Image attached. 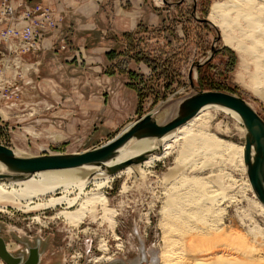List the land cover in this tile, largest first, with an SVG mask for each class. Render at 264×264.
<instances>
[{"label": "rangeland", "instance_id": "rangeland-1", "mask_svg": "<svg viewBox=\"0 0 264 264\" xmlns=\"http://www.w3.org/2000/svg\"><path fill=\"white\" fill-rule=\"evenodd\" d=\"M75 1L81 7L84 0ZM228 1L109 0L111 14L102 24L97 19L93 33H80V45H71V35L62 30L66 47L50 44L43 55L18 61L0 50V144L23 157L81 153L213 86L244 98L264 118V75L255 74L260 98L249 78L254 65L248 62L239 83V55L225 46L217 27L201 21L210 18L215 3ZM253 1L264 28V0ZM61 13L62 25L67 16ZM229 18L237 22L234 44L251 46L249 27L233 13ZM116 19L120 24L111 21ZM213 47L211 62L195 68L192 88L191 69ZM204 113L191 128L224 141L223 152L200 151L169 175L183 141L167 140L173 149L142 177L111 178L102 193L114 210L112 221H104L98 209L72 228L59 217L62 208L0 204V237L11 254L27 256L29 247L38 246L40 264H213L221 257L215 253L225 251L233 264H264V207L244 167V126L221 110ZM88 191L98 192L94 184Z\"/></svg>", "mask_w": 264, "mask_h": 264}, {"label": "bare ground", "instance_id": "bare-ground-1", "mask_svg": "<svg viewBox=\"0 0 264 264\" xmlns=\"http://www.w3.org/2000/svg\"><path fill=\"white\" fill-rule=\"evenodd\" d=\"M256 6L257 3L253 0H238V2L229 0L225 5L215 3L212 6L209 20L221 31L225 46L239 55V69L236 74L239 83L243 84L245 81L244 75L248 73L249 69L248 62L254 65L255 72L250 74L249 78L253 86V91L262 98L263 95L261 91L263 90H260V83L257 81L258 78L255 74L259 72L264 75V28L261 26L263 21L256 17L257 13L255 11L258 7ZM226 9H229V11ZM254 12L256 13L255 15ZM232 13L235 15V21H242L249 27L250 31L249 34L246 35V39L251 42V46L234 44L235 39L232 37V32L234 28L237 27V22L234 23L230 20L229 15ZM261 14H264V7ZM257 34H259L260 37L257 38ZM211 109L221 110L231 115L239 124L243 125L239 116L230 110L219 107H205L185 125L172 131L162 139L150 138L140 141L131 140L119 151L118 157L107 163L104 168L84 167L75 170L40 172L15 182L0 181V204H7L17 209L24 208L34 211L43 209L55 211L57 208H62L59 217L72 228H79L84 223L87 216L89 214H94L98 209L101 210V218L104 221H112L114 210L108 207L106 198L102 193L108 186L111 178L113 179V177L121 175L132 178L142 177L144 170L152 168L155 163L163 162L169 154V151L173 149V147L168 144L169 142L167 143V140L180 139L183 141V149L177 159L176 166L170 171L169 175L182 171L183 165L185 164L184 162L188 160V157L196 156L200 151H204L208 154L223 152L226 147L224 141L220 140L215 135H207L206 133H201L198 129L193 130L191 128L194 126V122L204 117V112ZM175 112V104L162 108L158 111L157 122L159 124L167 122L174 116ZM240 149L243 156L244 148ZM148 152H151L152 155L145 162L132 165L113 176L107 174V168ZM18 154L21 153L19 151L18 153L15 152L17 157H23ZM1 172H3V167L0 165V173ZM90 184H94L95 190L98 191L97 193L91 194L88 191ZM57 193H59V196H56ZM43 199H46V203L40 204ZM101 249L106 251V245H103ZM215 254L216 257L219 255H221V257H217L218 259H215L213 264H233L231 258L228 259V256L231 254L225 255V251H218V253ZM164 260L167 262L166 257ZM199 261H201V259Z\"/></svg>", "mask_w": 264, "mask_h": 264}, {"label": "water", "instance_id": "water-1", "mask_svg": "<svg viewBox=\"0 0 264 264\" xmlns=\"http://www.w3.org/2000/svg\"><path fill=\"white\" fill-rule=\"evenodd\" d=\"M165 3H167L166 0ZM201 21L215 26L209 19ZM217 40H221V35L218 36ZM216 52L217 50L213 47L210 57L204 63H197L193 66L189 74L192 88H195V68L210 62ZM175 105L176 112L167 122L159 124L155 118L156 112H151L128 125L119 135L106 144L81 153L17 157L12 149L0 144V165L3 167V172L0 173V181L15 182L40 172L75 170L84 167L104 168L107 163L118 157L119 151L131 140L162 139L185 125L205 107H219L234 112L243 123L246 131L243 153L246 172L256 198L264 206V118L247 100L229 92L200 91L193 96L180 100ZM151 155V152L142 154L109 167L106 172L109 176L116 175L132 165L145 162ZM0 259L5 264H40L41 254L37 246L30 251L24 261L23 256H13L4 239L0 237Z\"/></svg>", "mask_w": 264, "mask_h": 264}, {"label": "built area", "instance_id": "built-area-1", "mask_svg": "<svg viewBox=\"0 0 264 264\" xmlns=\"http://www.w3.org/2000/svg\"><path fill=\"white\" fill-rule=\"evenodd\" d=\"M64 15L51 0H0V50L21 61L23 56L40 54L45 42L66 47L61 28Z\"/></svg>", "mask_w": 264, "mask_h": 264}, {"label": "crops", "instance_id": "crops-1", "mask_svg": "<svg viewBox=\"0 0 264 264\" xmlns=\"http://www.w3.org/2000/svg\"><path fill=\"white\" fill-rule=\"evenodd\" d=\"M51 2L59 11L66 12L67 18L65 22L61 25V28L63 31L71 35L69 40L71 45H72V41L74 42L75 45H78L81 42L79 41V39L80 38L81 40L84 39L82 38L80 33L85 31L89 32V34L93 33V24H96L97 19H99V23L102 24V22H104L103 18L111 14L109 11H110V7H112V6L110 7L107 6L109 0H84L82 2L83 5L81 7H79L81 4L77 3L75 0H51ZM72 9H75V12H72ZM108 12L110 14H108ZM132 16L136 17V15L134 14ZM111 21H113V23L118 22V24H120L118 19H116L115 21L114 20ZM134 21L135 20H133V23ZM53 40L55 39L53 38L45 42L46 44L44 51L41 52L40 55L45 54L46 51L49 50V49L47 50V48H49V46L53 44L52 42ZM56 45L59 44L57 43ZM58 48L59 47L57 46V49Z\"/></svg>", "mask_w": 264, "mask_h": 264}, {"label": "trees", "instance_id": "trees-1", "mask_svg": "<svg viewBox=\"0 0 264 264\" xmlns=\"http://www.w3.org/2000/svg\"><path fill=\"white\" fill-rule=\"evenodd\" d=\"M169 30V29H168ZM157 61V60H156ZM211 62V61H210ZM210 62H208L207 64L203 65V66H206L208 65ZM132 79H134V77H132ZM205 91H221V92H229V91H226L224 88H221V87H218V86H213L212 88H209L208 90H205Z\"/></svg>", "mask_w": 264, "mask_h": 264}, {"label": "flooded vegetation", "instance_id": "flooded-vegetation-1", "mask_svg": "<svg viewBox=\"0 0 264 264\" xmlns=\"http://www.w3.org/2000/svg\"><path fill=\"white\" fill-rule=\"evenodd\" d=\"M45 211H50V210H45ZM10 247H11V246L8 247V248H9V251L11 250ZM33 248H36V247H29V249H28V254L30 253V251H31ZM19 256H22V255H19ZM24 257H25V258H24ZM24 257H23V258H24V261H25V260H26V254L24 255Z\"/></svg>", "mask_w": 264, "mask_h": 264}]
</instances>
